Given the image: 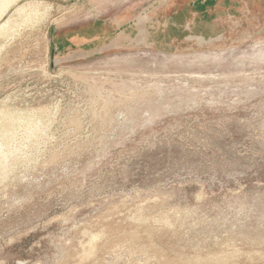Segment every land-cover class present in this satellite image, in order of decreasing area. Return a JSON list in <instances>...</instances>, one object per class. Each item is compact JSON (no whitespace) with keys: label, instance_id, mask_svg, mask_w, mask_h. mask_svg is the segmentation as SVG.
<instances>
[{"label":"rangeland","instance_id":"1","mask_svg":"<svg viewBox=\"0 0 264 264\" xmlns=\"http://www.w3.org/2000/svg\"><path fill=\"white\" fill-rule=\"evenodd\" d=\"M12 2L0 264H264V0Z\"/></svg>","mask_w":264,"mask_h":264},{"label":"bare ground","instance_id":"2","mask_svg":"<svg viewBox=\"0 0 264 264\" xmlns=\"http://www.w3.org/2000/svg\"><path fill=\"white\" fill-rule=\"evenodd\" d=\"M13 0H0V20L1 17H3L2 15L6 14L5 12L9 9V7H11V3ZM25 12V11H24ZM3 21V20H2ZM1 21V22H2ZM9 24V23H8ZM4 25V24H3ZM6 119V118H5ZM39 122V121H38ZM17 123V122H16ZM3 124V123H2ZM3 130V129H2ZM4 151V150H3ZM1 151L0 149V171L4 169V160L5 157H7V154L5 155V153ZM11 161V160H10Z\"/></svg>","mask_w":264,"mask_h":264}]
</instances>
